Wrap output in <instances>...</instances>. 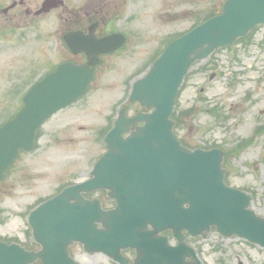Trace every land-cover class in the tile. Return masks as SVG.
Segmentation results:
<instances>
[{
	"label": "water",
	"instance_id": "1",
	"mask_svg": "<svg viewBox=\"0 0 264 264\" xmlns=\"http://www.w3.org/2000/svg\"><path fill=\"white\" fill-rule=\"evenodd\" d=\"M263 6L264 0H230L225 4L222 16L170 44L145 80L134 86L132 99L156 107L154 114L142 117L143 128L122 139L123 121L120 120L107 138L110 152L95 168L94 179L86 185L66 190L31 215L34 236L44 243L46 256L0 243V264H30L38 257L43 258L44 264H57L60 258H49L48 254L56 252L54 245L64 251V243L42 242L41 231L51 230L70 240L73 230L86 229L89 215L93 219L88 225L105 221V229L98 231L94 223L92 228L98 235H105L110 230L109 242L116 237L122 239L124 234L137 229V222L143 223L147 218L157 228L168 227L178 232L187 229L202 237H206L210 226L215 225L225 236L237 234L264 245V219L248 209L247 196L223 185L221 155L182 148L171 132L173 124L168 120L177 88L190 64L263 22ZM92 74L93 71L87 68L61 66L43 82L44 86L53 88L44 111L50 112L73 99L91 80ZM41 87L25 99L26 108L22 113L0 129V179L17 150L31 147L32 139L27 138L30 133L25 129L23 114L36 109ZM34 127L35 123L32 132ZM118 144L122 146L115 148ZM120 148L123 151L120 152ZM107 166L116 167L109 170ZM111 180L115 181L112 186L118 187L126 199L117 210L104 213L96 201L81 199L83 190L105 187ZM185 204L188 208H184ZM138 208L143 212L138 213ZM120 227L123 229L118 231ZM99 244L104 247L103 241ZM84 245L89 247L86 242ZM174 260L173 257L169 259Z\"/></svg>",
	"mask_w": 264,
	"mask_h": 264
},
{
	"label": "rangeland",
	"instance_id": "2",
	"mask_svg": "<svg viewBox=\"0 0 264 264\" xmlns=\"http://www.w3.org/2000/svg\"><path fill=\"white\" fill-rule=\"evenodd\" d=\"M218 0H203L202 4H198L197 1L191 2L189 8H196V11L186 16H176L172 18V25L166 24L163 18L162 22L155 20L153 17L145 16L142 17L141 21V38L143 42H153L151 49H145L141 52L130 53L121 55L119 59H125L133 61H127L123 63L121 60L111 61L110 66H114L111 71L106 75L108 81L102 86L97 84V87H101L99 95L95 97L94 102L101 103V99L105 95L107 97L108 107L111 103L118 101L123 98L121 88H117L116 82H119L120 77H135L138 72L145 70L143 64L149 63L151 57L155 54L154 48L158 46L169 37L172 38L176 35L181 34L180 32L190 29L194 24L198 22V19H203V13L205 15L215 9ZM150 4V3H149ZM160 5H158L159 8ZM155 5L147 6L148 11H154ZM199 9V12H198ZM156 18L162 19L160 16ZM150 20L152 23H148ZM264 30H259V35L255 39L254 43L261 39ZM253 44V42H252ZM148 47V46H146ZM143 48H145L143 46ZM24 49L21 47V50ZM250 53L240 52L239 59L242 61L240 64H236V70L245 72L242 76L243 82L240 80L233 81V85L227 84L230 80L226 79L225 73L207 84V78L211 71L206 72L204 75L199 71L200 65L196 66L192 73L189 74L186 79L183 89L180 94V104L186 106L195 99V94L198 93L200 88L204 89L206 97L214 98L218 95L221 100L217 101L221 106L227 104L225 111L228 110V106L231 105L230 112V123L228 128H217L214 123L212 116L201 111L192 120L188 122V129L181 132L182 136L188 138L186 140L193 146L202 145L204 140L216 139V146H221L226 150H229L236 146L242 140H248L249 144L244 145L243 149L235 155L229 158L228 163V183L233 187H243L246 190L249 188L254 189L257 195H254V200L251 203L252 208L257 214H264V202L262 201V195L264 194V134L258 135L255 130L257 126L261 127L264 123V81L263 86L260 87L258 82H255L256 77L261 71L264 72V52L254 51L250 48ZM16 52H13L8 47L0 49V123L5 121L15 110L20 106L18 97L24 93L25 88L30 83V80L26 79V70L20 67H14L20 65L19 62L10 63L11 59L16 61ZM137 58L139 62L132 60ZM231 55H227L226 52L217 54L210 60V63H218V61H225V58H230ZM235 58L233 55L232 59ZM139 64L138 67H136ZM14 65V66H12ZM234 64L225 65L223 72H229L227 68H234ZM242 68V69H241ZM219 70V69H217ZM42 70L35 71L31 77V82L34 81L36 76L42 74ZM241 71V73H243ZM38 74V75H37ZM264 77V75H263ZM235 78V76H234ZM117 80V81H116ZM207 84V85H206ZM208 86V87H207ZM251 91L253 93V105L250 109L247 107L239 108V104L243 98L245 92ZM215 99V98H214ZM224 102V103H223ZM212 103V102H211ZM104 106V108H106ZM243 108V109H242ZM247 108V109H246ZM108 111V108L106 112ZM93 116V115H92ZM75 121L77 118L71 116ZM68 134H70L68 132ZM70 135H79L77 131L72 132ZM251 141V143H250ZM262 145V146H261ZM57 147H66L69 149L71 144L60 143ZM100 146L93 149L92 157L96 158V155L101 152ZM80 153V152H78ZM78 153L71 155H65L60 158H69L79 156ZM39 150L26 154L21 157L16 166L10 171L8 180L3 182L1 185L0 193V209L2 215L0 216V236H18L19 240L28 239L25 234L24 220L20 218V214L25 210H31L37 205L41 199H46L49 195H52L60 188L61 184L65 183L69 177L57 175L54 171L59 170V166L56 163L47 164L39 156ZM62 172V170H61ZM61 174V173H59ZM71 179V178H70ZM241 189V188H240ZM253 192V190H252ZM217 234L213 233L210 237L202 243H195L199 245L203 251L202 261L204 264H218L219 260H224V264H237L236 256L242 257L243 264H264V253L257 247L247 248L246 246H234L230 247L229 243L221 242V239L216 237ZM222 244L220 249L214 252V246ZM253 259L250 261L249 257ZM103 258V257H102ZM95 264H108L107 261L99 256L89 258Z\"/></svg>",
	"mask_w": 264,
	"mask_h": 264
},
{
	"label": "flooded vegetation",
	"instance_id": "3",
	"mask_svg": "<svg viewBox=\"0 0 264 264\" xmlns=\"http://www.w3.org/2000/svg\"><path fill=\"white\" fill-rule=\"evenodd\" d=\"M44 0H0V11L4 12V17L10 18L15 26L20 24L23 16H32L38 20L35 25L40 33L36 35V40L41 45L43 58L52 62L70 61L76 64H82L86 58L82 53L76 55L71 54L64 42V36L70 31H79L83 35H87L91 24L96 23L95 34L97 37L107 35L110 31V21L120 18L121 11L126 8V0H117L114 7L117 12H110L109 0H56V7L49 13H37ZM186 0H165L171 6L175 3L184 2ZM14 3V7L7 12L4 11V6L9 3ZM17 2V3H16ZM46 16H51L53 19L48 23V27H52L53 31L46 41L45 27L47 26ZM120 20V19H119ZM54 42L53 45H51ZM51 45L50 47H47ZM82 48V45L79 47ZM69 54V55H67ZM71 249V255L78 260L84 253H79ZM127 256H131L127 253ZM240 258V256H237ZM237 264H241L237 262Z\"/></svg>",
	"mask_w": 264,
	"mask_h": 264
}]
</instances>
